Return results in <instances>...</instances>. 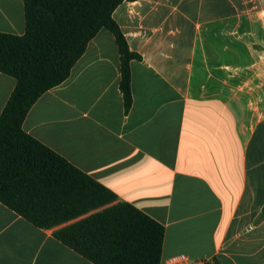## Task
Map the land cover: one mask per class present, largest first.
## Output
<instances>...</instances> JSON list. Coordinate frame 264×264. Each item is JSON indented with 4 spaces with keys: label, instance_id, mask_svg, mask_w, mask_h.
Masks as SVG:
<instances>
[{
    "label": "crops",
    "instance_id": "1",
    "mask_svg": "<svg viewBox=\"0 0 264 264\" xmlns=\"http://www.w3.org/2000/svg\"><path fill=\"white\" fill-rule=\"evenodd\" d=\"M22 128L164 227L161 258L264 264V0H126ZM25 29L0 0V31ZM15 79L0 72V112ZM0 202V264H93Z\"/></svg>",
    "mask_w": 264,
    "mask_h": 264
},
{
    "label": "trees",
    "instance_id": "2",
    "mask_svg": "<svg viewBox=\"0 0 264 264\" xmlns=\"http://www.w3.org/2000/svg\"><path fill=\"white\" fill-rule=\"evenodd\" d=\"M126 0H22L25 29L0 31V72L15 79L0 112V202L93 264H159L164 227L22 128L30 106L68 77L104 27L120 54L125 107L131 59L113 9ZM264 214V207H263Z\"/></svg>",
    "mask_w": 264,
    "mask_h": 264
},
{
    "label": "built area",
    "instance_id": "3",
    "mask_svg": "<svg viewBox=\"0 0 264 264\" xmlns=\"http://www.w3.org/2000/svg\"><path fill=\"white\" fill-rule=\"evenodd\" d=\"M166 264H190V260L183 253L174 254L166 258ZM198 264H214L206 260H198Z\"/></svg>",
    "mask_w": 264,
    "mask_h": 264
}]
</instances>
